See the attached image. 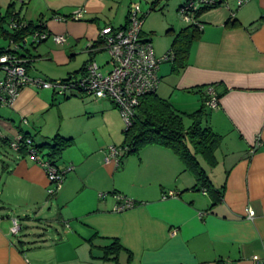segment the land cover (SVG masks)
Segmentation results:
<instances>
[{"label":"crops","instance_id":"0c3cea01","mask_svg":"<svg viewBox=\"0 0 264 264\" xmlns=\"http://www.w3.org/2000/svg\"><path fill=\"white\" fill-rule=\"evenodd\" d=\"M257 1L240 10L242 6L235 4V8L224 0L203 12L201 35L191 45L186 67L176 73L172 64L163 74L161 67L158 72V95L182 113L187 106L192 114L205 104L206 86L214 85L219 94V105L208 108L204 122L222 137L216 163L211 166L201 156L199 161L221 198L193 189L194 173L170 147L148 145L121 162L108 158L100 130L107 128L110 136L116 134L113 142H119L122 119L110 99L80 93L62 100L52 91L25 86L13 106L0 107L1 136L14 140L27 134L39 147L62 130L63 137L73 138L69 147L77 144L76 138L83 142L63 157V163L61 157L57 160L60 170L73 168L52 196L49 178L34 154L12 149L8 157L3 156L5 160L2 151L9 146L0 147V264H254V256L264 264V0ZM157 2L151 3L150 10ZM11 3V11L22 20L46 22L51 37L31 48L29 37V51H19L32 55L30 76L51 78L30 68L41 60H54V52L56 57H67L68 48L69 55L75 56L78 44L83 40L93 44L108 25L125 26L134 0H0V18ZM78 9L83 10L79 21L54 18L70 16ZM142 13L145 21L147 13ZM6 21L0 26L7 28ZM59 34H67L64 44L53 41L52 35ZM11 45L0 36V51ZM87 52L89 58L80 70L95 56ZM4 76L0 67V79ZM179 93L187 95L184 106L174 102L173 96ZM54 110L60 118L53 126L50 113ZM92 116L100 119L99 125L82 123L90 122ZM72 119L74 124L67 126ZM87 134L94 139L85 140ZM258 140L261 144L256 146ZM43 151L40 148L39 157L46 160L49 157ZM130 166L136 171L124 184L122 177L129 174ZM168 190L179 192V197L164 198ZM51 198L63 204L59 215L64 235L57 231L61 239L45 233L43 241L30 246L18 236L22 225L17 235L11 234V219L39 217ZM126 199L133 206L115 210ZM249 208L254 210L253 217L248 215ZM113 240L122 246L118 252L108 248Z\"/></svg>","mask_w":264,"mask_h":264},{"label":"built area","instance_id":"2783aa9c","mask_svg":"<svg viewBox=\"0 0 264 264\" xmlns=\"http://www.w3.org/2000/svg\"><path fill=\"white\" fill-rule=\"evenodd\" d=\"M222 0H187L181 7L179 14L186 22L195 21L194 13L201 6H214ZM247 3V0H237L238 7ZM234 15V14H232ZM57 20L72 19L79 21L83 18V10L78 9L70 16L55 15ZM201 28L203 26L195 21ZM144 16L139 4H131L127 14V24L122 28L106 26L100 32L102 39V49L110 55L107 61L111 69L103 72L102 68L92 59L86 69L78 76H73L68 80H47L40 77H32L28 74L26 67L14 55L4 54L0 56V67L4 70L5 76L0 79V105L11 107L14 105L21 90L25 86H34L42 89H50L58 96L66 94L82 93L90 95L96 99H110L118 109L125 124H131L142 97L156 91L160 84L159 69L162 63L173 59V54L166 53L163 56H156L152 42L143 33ZM22 24L11 21V30L19 29ZM33 40L48 38L45 32H36L32 36ZM52 39L57 44H64L67 41L66 34L52 35ZM87 46L89 51L95 49ZM206 106L210 109L217 108V92L212 86L206 88ZM26 122V121H25ZM258 140L256 146L260 145ZM17 148V143L12 144ZM124 149L111 146L108 158L119 162ZM125 152V151H124ZM36 159L44 166L50 181L48 189L49 195L56 194L65 179L67 171L73 166H68L66 170H60L49 160H42L38 155ZM180 193L168 190L164 198H177ZM121 198V197H120ZM131 200L126 199L123 203L117 204L115 210L122 211L133 206ZM249 217L254 216V210L248 209ZM203 215V213L201 214ZM21 230L18 218L11 219L10 232L17 235ZM174 233V232H173ZM254 264H263L262 258L253 257ZM229 264V263H225Z\"/></svg>","mask_w":264,"mask_h":264},{"label":"trees","instance_id":"16d2710c","mask_svg":"<svg viewBox=\"0 0 264 264\" xmlns=\"http://www.w3.org/2000/svg\"><path fill=\"white\" fill-rule=\"evenodd\" d=\"M186 1L187 0H185L179 6L178 12L186 3ZM223 3L224 0L220 1L214 6L199 7L194 13L195 21L203 26L204 24L199 18L201 14L211 8L221 6ZM12 7L13 3L8 6V13L6 16L0 18L1 23L2 21H6V17L12 16L6 21L8 26L7 28L2 25L0 26V36H3L12 44L9 48H5L0 51V56L4 54L14 55L17 59L23 60L21 63L28 71V67H30L32 62V55H26L19 50L26 49L27 39L29 37L31 40L30 45L32 47H37L38 44L49 39L51 34L47 31L46 22L44 20L41 19L38 22L24 21L19 18L17 14H14L11 11ZM234 19V15H231V20ZM10 20L17 21L18 23L22 24V26L19 29L11 30L9 28V24L11 22ZM195 21L187 22L189 25L176 33L171 48L167 52H172L173 54V59L169 61L173 62V71L176 73H179L186 67L191 45L200 38L202 28L200 25L195 23ZM122 27L124 26L119 28ZM36 32H45L48 34V38L36 42L32 38ZM102 43L103 42L102 39H100L99 34V38L93 42L90 47L95 50L90 52L92 54H96L102 51ZM26 50L29 51L28 48ZM91 60H89L80 70V74L86 69L87 64ZM73 76L78 75L71 74L68 77L61 79H48L44 77L40 78L47 80H68ZM209 86L214 88V85H208L206 88ZM157 90L142 97L132 123L130 125L126 124V127L123 130L125 138L123 144L121 145V148L124 149L125 152L120 158V162L122 161L123 157L138 153L140 149L148 145L170 147L181 158L185 165L194 173L196 184L193 189L203 190L205 192L209 191L210 193H213V196L216 200H219L221 198L220 191L214 188V184L208 177L205 169L199 161V156H201L209 165L214 166L216 163L215 151L220 146L222 140V137L216 133L211 128V126H208L203 122L205 115L208 114V107L206 106V103L200 109L190 114L192 123L188 128H186L183 121V116L185 113L178 111L169 100L160 97L157 93ZM53 94L59 99L65 100L73 96H78L80 93L66 94L64 96H58L54 92ZM204 95L206 102V94ZM217 97L219 98L218 93ZM0 107L5 106L0 105ZM13 143H17V148H14V150H17L21 153L30 152L35 156H39L40 148L47 149L46 154L49 158L46 160H49L54 165H56L57 160L61 157L65 148L72 145L73 138L56 135L51 140H48L39 146V148L35 145L34 139L31 137L29 138L27 134L19 135L14 140L8 139L6 136H1L0 134V147L8 145L12 149ZM108 248L109 250L111 249L112 251L118 252L122 246L118 240H113L112 244Z\"/></svg>","mask_w":264,"mask_h":264},{"label":"rangeland","instance_id":"374dc122","mask_svg":"<svg viewBox=\"0 0 264 264\" xmlns=\"http://www.w3.org/2000/svg\"><path fill=\"white\" fill-rule=\"evenodd\" d=\"M153 1L154 0H134V4H139L141 9H142V12L147 13V16L145 17V21L143 24V31L146 34V35L145 34L144 35L151 40L155 54L157 56H163L170 49L176 33L179 32L181 29L187 27L189 25V23L184 21L178 12V6L184 0H159V2H157L154 5L153 10H150V7L152 5L151 3ZM250 1L251 0H247V3H245L240 8V10H243V9L249 7L251 5V4H249ZM228 2L231 5H234V7L236 8L237 0H228ZM256 3H258L257 0H256ZM253 4H255V2L252 3V6H253ZM225 6L226 5H223V7H221V8H224ZM70 37H73V34H70ZM77 39H79V37L73 38V41L77 42ZM28 46L31 48L30 44ZM87 46H88V43H85V40H83L82 43H80L76 46V55L73 57L69 55V53H70L69 48L67 49L68 55L65 58L58 57V56L56 57V55L54 54L55 52H54L53 56H52L54 58V60H51V61L50 60H41L40 62H37L36 64H34V68H30V70L31 71L33 70L32 72H38L44 76L51 77L48 79H61V77H63V78L68 77L69 75H71V74L68 75V73L71 71H73V74L79 75L80 74V67H81L82 63L89 58V53L87 52L88 50L86 49ZM58 50H60V48H55L54 51H58ZM48 59H49V57H48ZM93 60L102 68L104 73L111 69V65L109 63H107V61L110 60V55L106 50H102V51L96 53L95 56L93 57ZM172 64H173V62H170V61L162 63L160 66L161 67L160 72L163 74V70H165V68L171 69ZM76 69H78V70H76ZM74 70H76V71L74 72ZM43 90L51 91L50 89H43ZM83 95L85 96V94H83ZM185 97H187V95L179 93L178 95L173 96V99L175 100L174 101L175 103L177 102V103H179V105L181 104L184 106V105H186V103L184 101ZM177 108L183 112L186 111L184 116H183V121H184L185 127L188 128L191 124V118H190L191 107L187 106V110H185V111L179 107H177ZM50 116H52L51 125L54 126L56 124V121L58 122V120L60 118V114L57 111L55 112V110H54L50 113ZM207 117H208V114L205 115L203 122H206ZM88 120L90 122H88V121L84 122L83 121L82 123L86 124V126H92V125L97 126L100 124V119L98 117L92 116V117L88 118ZM74 122H75V120H73V119L68 120L66 122V125L67 126L70 124L73 125ZM120 122H121V124L119 126L120 127L119 128L120 133L118 132V136H117L118 137L117 139L119 142H113V140L115 139L114 137H116L114 135H116V134L113 133V135L110 136V131L107 128H102L100 130L101 139L106 140L105 145L107 147L106 148L107 150H108V148H110L113 145H115V146L119 145L118 147H120V145L123 143L122 141H124L125 136H124V133H122L121 131H122V129L123 130L125 129L126 124H125L123 118L120 119ZM78 124H79V122H78ZM114 124L116 125L115 121H113V125ZM112 127H115V126H112ZM78 128L79 127H77V129ZM59 133H60L59 134L60 136H62V137L64 136V132H62V130L59 131ZM97 135H99V134H97ZM93 139L94 138H92V134L91 135L87 134V138H85V140H88V141L93 140ZM76 140H77V141H75L77 143L76 145L74 144V146L66 147L65 150L62 152L61 158L59 160L60 163L64 162L63 157L66 154H68L69 152H71L72 154L74 153L73 148L75 149V147H77L79 145V142H83L82 138H76ZM12 149L14 150V148H12ZM12 149L10 147L5 149V150L3 149L2 157L3 156L8 157L10 150H12ZM46 152H47V149H44L43 153H46ZM3 159H5V158L3 157ZM135 171H136V167L133 170H131V166H130V168H128L129 174L126 177L125 176L122 177V182L124 184H127V179L130 177L131 172H135ZM46 174H47V172H46ZM47 176H48V174H47ZM62 205L63 204L58 203L55 198H51V199H49L48 203L42 207V211H41L42 213L40 214L39 217L35 216V214H31L29 220H24L22 217H21L22 219L18 218L19 221H21L20 223L22 225V231L20 232V234L18 236L20 238H23V240L27 241L30 246L34 245L36 243H40V240L43 241L45 238H41V237L46 236L45 233H47V236H50V238H51V235L54 234L58 239H61V236L64 235L63 230H62V223L60 222L61 218L59 215V213H61L63 211ZM49 207H50V209H49ZM34 209L37 210L39 208L36 207ZM32 213H34V212H32ZM19 215H21V214H19ZM57 231L61 234V236H59ZM42 234H44V235H42Z\"/></svg>","mask_w":264,"mask_h":264}]
</instances>
